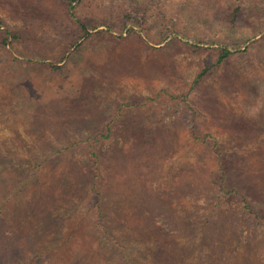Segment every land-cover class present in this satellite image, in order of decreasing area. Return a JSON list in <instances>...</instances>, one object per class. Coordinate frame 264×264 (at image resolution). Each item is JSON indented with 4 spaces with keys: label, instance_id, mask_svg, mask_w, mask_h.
I'll use <instances>...</instances> for the list:
<instances>
[{
    "label": "rangeland",
    "instance_id": "obj_1",
    "mask_svg": "<svg viewBox=\"0 0 264 264\" xmlns=\"http://www.w3.org/2000/svg\"><path fill=\"white\" fill-rule=\"evenodd\" d=\"M136 1L148 4L158 46L170 41L163 52L69 47L75 22L64 9L0 0V20L19 34L0 28V169L21 162L0 170V206L12 228L28 226L13 235L9 264L43 249L36 264H264V218H248L241 196L264 211L254 106L264 104V0H83L77 16L119 33L116 14ZM223 44L231 54L217 63ZM69 50L62 70L47 65ZM205 66L214 67L195 87ZM121 112L123 132L93 142ZM207 132L252 169L223 171ZM96 158L102 210L88 172Z\"/></svg>",
    "mask_w": 264,
    "mask_h": 264
},
{
    "label": "trees",
    "instance_id": "obj_2",
    "mask_svg": "<svg viewBox=\"0 0 264 264\" xmlns=\"http://www.w3.org/2000/svg\"><path fill=\"white\" fill-rule=\"evenodd\" d=\"M16 1H18L19 3H23V4H33V7H35V9L37 8L45 9L47 6L50 7V9H52L53 6H59L61 9H64L68 15L73 17L74 22L76 24V25L74 24L72 28V31H74L76 34V39L74 43L69 46V47L76 46V49L86 44L105 45L106 43H111V42L112 43L118 42L120 44H125V43L132 44V43L138 42V44H140L143 48H148V46H151V48H153L157 52H163L164 48H168L171 45L169 41V44H166L163 47L158 46L160 41L154 38L152 34L150 33V23L148 19V4H146L143 1H136L127 10L120 11L116 14L115 23L116 22L120 23L118 26L120 28L119 33L114 32L109 27H104L105 23L100 21V18H98L97 20V19H90L86 15H85L86 17L77 16L78 10L83 0H16ZM239 6L240 5H237V7L233 9V15H232L233 20H236L238 18V15L240 12ZM106 19L107 18L105 17L104 19H101V20H106ZM0 23H1L0 28L3 27L2 25H4L5 27H3V29H6L5 31H7V34H11L13 37H19V34L16 35V33H13L14 29L10 27L9 25H7L3 20H0ZM170 26H171L170 31H168L167 34H165L166 37L168 33H172V28H173L172 24ZM263 37L264 35L258 38V40L260 39L264 40ZM6 41H8L7 38L6 40H3L5 44L7 43ZM253 44L254 43H250L248 47L252 46ZM223 45L224 47L219 49L220 51L218 53L219 56H218L217 63L224 62L231 54V51L228 48V45L226 44H223ZM73 55L74 53L72 51L70 50L66 51L61 57V59H58L57 62H53V63L48 62L47 65H49V67L53 68L54 70H62L63 67H62V64H60V62L70 59ZM212 67L205 66L201 70H199V72L196 74L194 81H193V85L195 84V87H198V85H201L205 81L206 76L209 75V73L212 70ZM254 106H255V109L257 110L255 112L258 114L260 118L261 128L264 129V104L254 103ZM256 113H254L253 115H256ZM120 114H121L120 117L106 124L105 126L106 130L99 131L96 134H94L95 138L93 139V142L95 141L99 142L101 141L103 137L105 138L110 137V135L112 133H115L116 131L123 132L124 128L126 127L127 120L125 119L126 116L123 115L122 112ZM204 137L212 138L213 140L212 149L217 158V162L222 166L223 171H225L229 167L234 168L235 166L233 163L237 165L236 168L242 167L246 169H252L251 162H250L251 160L249 161L243 156H239L235 152L234 148H227L226 150L219 149L220 141L218 140V137L215 136L213 133L207 132L205 133ZM77 145H79V142L74 141L71 147L77 146ZM91 153L94 156H96V151L92 150ZM89 160H90V157H89ZM97 162H98V158H96L94 162L90 161V165L88 164L90 167L88 172L90 173L91 180H92L91 189L94 190V193L96 195H98V199H97L98 206L97 207H99V209L102 210V208L104 207L103 203L104 202L106 203L107 193H106V190L104 189L101 190V188H99L98 186L99 185L98 179H100L99 176L101 174H99L100 168L97 165ZM12 163H21V162L19 161L13 162L10 159V161L8 162L6 161L3 164L2 168H4L5 165H9ZM2 168L0 170H3ZM241 196H242V203H243V206H242L243 211L248 218L254 219L257 221L261 220V218H264L263 210H261L260 208H256L255 206L256 204H254L246 195L241 194ZM4 209L5 207L0 206V264H9L11 260L15 259V255L13 254L14 250H16L18 246L20 245L19 241L16 244H13V239H14L13 235H15L16 232H18L19 230L21 231V233L24 234L23 231L28 230V226H26L25 223H21V225H19L18 228H15V229L12 228L10 220H7L6 218ZM100 213L102 214V211H100ZM101 216L103 217H101L102 220L99 223V225L102 226V228L105 229L104 232L108 234L110 232V225L104 224L105 223L104 217L106 216L104 215V212ZM50 220L52 224L56 222V218H52L51 216H50ZM23 234H22L21 239L24 240L25 235ZM112 238H115V237H112ZM121 248L123 252L121 253V255L123 256L124 251H125V254H126V251L128 253V250L130 249V244H128L127 246L126 245L121 246ZM26 255H29V260H25V261L18 260L19 262L16 264H36L37 262L41 261L43 258L47 257L48 253H46V250L43 249L37 252H33V251L27 252L25 256ZM124 264H128V263L125 261Z\"/></svg>",
    "mask_w": 264,
    "mask_h": 264
}]
</instances>
